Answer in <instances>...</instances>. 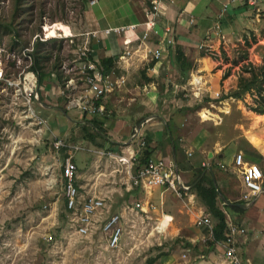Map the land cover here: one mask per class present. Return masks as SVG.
<instances>
[{
  "label": "rangeland",
  "instance_id": "rangeland-1",
  "mask_svg": "<svg viewBox=\"0 0 264 264\" xmlns=\"http://www.w3.org/2000/svg\"><path fill=\"white\" fill-rule=\"evenodd\" d=\"M90 1L0 0V73L15 80L29 70L44 76L41 83L38 81L39 102L31 108L16 89L0 87V264H146L148 258L157 255L161 259L156 264H229L226 247L214 241L208 230L195 225L201 214L210 215L200 200L193 207L188 198L167 193L163 202L160 191L150 194L134 185L119 170L117 159L110 157L114 153L110 147L124 156L121 151L129 146V135L120 149L108 145L107 138L84 118L86 113L66 108L68 99L60 90L69 79L77 78L75 61L81 53L89 49L93 55V45L100 41L92 35L99 29L95 19L104 27L105 22L119 26L131 21L137 3L148 6V0H100L91 8ZM262 17L264 12L255 11L239 23L230 21L226 37L222 29L219 41L210 43L213 50L195 46L193 53L203 55V59L193 62L194 69L185 80L175 66L162 79L137 69L127 81L130 87L109 94L103 100L107 113L93 119L104 126L118 116L117 111L140 108L142 119L156 116L169 125L177 158H187L186 151L194 139H200L205 155L228 148L223 158L226 164L232 165L235 148L236 155L243 153L264 163V115L250 109L256 104V95L247 94L241 100L224 98L237 87L245 69L255 68L264 75L260 70L264 67ZM36 57L41 71L34 69ZM146 60L149 65L155 61L152 54ZM227 72L230 76L223 80ZM42 102L59 107L62 113L48 118L51 110ZM68 119L85 123L64 128ZM102 129L107 137L106 129ZM254 140L259 141L257 145ZM70 157L78 164L76 182L82 186L81 195L105 197L111 207L93 236L77 235L66 209L61 171ZM214 163L211 167L219 170ZM219 171L226 174L232 194L237 193L239 176L229 170ZM214 174L206 171L205 176L214 181ZM197 177L195 174L190 180ZM129 183L133 186L128 191ZM218 205L223 208L220 200ZM116 213L124 217V236L119 249L110 250L100 227L104 219ZM166 217L172 219L169 226L159 228ZM50 234L55 240L48 243L45 237Z\"/></svg>",
  "mask_w": 264,
  "mask_h": 264
},
{
  "label": "crops",
  "instance_id": "crops-1",
  "mask_svg": "<svg viewBox=\"0 0 264 264\" xmlns=\"http://www.w3.org/2000/svg\"><path fill=\"white\" fill-rule=\"evenodd\" d=\"M148 9L149 6H144L143 3H137V5L132 10L131 21L127 22L126 24L119 25L126 26L131 24H140L137 31L130 36L132 39L131 45L125 46L123 43V37H119L115 34H113V37H110L111 35L107 38L102 37L99 39L100 41H97L98 43L95 42L93 45V57L98 61H101V63L102 59L104 58H115V65L109 71L111 73V78L114 81L120 79L124 80V83L121 84L120 87H118L115 91L119 89L122 90L124 88L128 89L130 85L127 84V81H129V78L131 76H134V72L137 71V69H143V72L144 70L150 72L148 74L153 79H162L170 75L171 70L174 69V66L175 68H177L176 65L173 64V59L170 58V54L174 53L176 47H180L188 58L187 60L188 63H190V70L186 72V74L187 76H189L190 71L194 69V63H199V61L203 59V55L199 56V54L195 55V53H193L195 46L198 47L202 43H205L209 46H212V49H214V46L210 43L219 39V32H221L222 29L225 31V33L222 32V36H225V34L228 32H226V30L229 29L228 27L230 26V21L239 23L242 17L249 16L252 12H264V0L169 1L166 3V6L161 9L162 14L157 17L156 26L153 28L152 33H150L148 40H143L145 28L141 24L147 20ZM256 15L258 16L259 14ZM106 16L104 15V19H107L105 18ZM95 22L97 23L95 28H97L98 25V30L106 28L109 23L105 22L107 26L104 27L100 25L98 20L95 19ZM119 26L113 25V27ZM165 27H171L173 32H165ZM95 31L97 30L95 29ZM208 35H210V38L208 37L209 39L206 40ZM169 41H171L172 43H169ZM158 48L163 49L162 56L160 59H155V61H153L155 62L154 65L151 66V64L153 63L151 62V64L149 65V61L146 60L147 56L149 55L148 50H155ZM125 49H127L130 54L123 56ZM199 49H201L200 46ZM181 79L184 78L181 77ZM133 86L135 85L133 84ZM135 87L140 90L142 88L139 85H136ZM131 90L138 93L137 89L135 90L132 88ZM152 95L153 98H155L156 94L152 93ZM108 97L109 95L105 98ZM47 102H42V105L45 109L51 110L48 118H54V114L58 115V113L61 112L59 110L60 108L52 104L48 105ZM155 102L156 101L154 100L152 101L153 104L151 105V109L153 110L155 109ZM102 106L104 107L105 111L104 101H102ZM104 113H107V111ZM116 113L118 114V116L116 115L113 121H109L103 126V128L107 131V137L105 135L104 136L105 138H107L108 145H114V147L120 149V143H123V139L127 135H129L127 137V141L130 140V144L129 146L122 148L123 151L121 152H123V155L125 157H132L134 159L129 169L119 163V166L121 167L119 170L121 172L123 171L125 175L130 180H132V177L141 167V165L139 166V161L143 157L142 155L144 151V147L141 148L138 138H146L148 140L147 144L149 145L152 152L150 160L164 161L166 164L175 167V169L179 173L181 184L189 187V191L184 193L182 198H180L172 190L166 187H137L146 190L150 194H152V192L156 190L160 191V193H162L161 196L163 197V202L164 195L167 193H170L182 200L184 198H188L192 202L193 207H195L197 204L199 205L198 200H200V198H198L196 192L192 190L193 186L195 185V180L192 181L190 179L195 174L200 175L202 173V177L203 175H206V171L212 176V173L214 174V172L216 171V175L214 174L215 178H213L214 183L223 195L219 196V200L223 205L222 209L229 219L228 235L230 233L231 227H235L237 229L238 232L234 236V245L236 247V250L238 251L237 254L242 261V264H264V191L258 197L250 196L247 199L244 198V195L247 194L248 191L244 187L241 176L235 167V157L237 154V149L233 146L236 150V154L231 160L232 165H230L229 163L226 164V161L224 162L223 160L224 152L228 148L216 154L210 152L205 155L204 151H202V146L204 144H202L200 139H194V142L191 144L192 150L190 149V151H186V153H188V157L181 158L179 156V158H177L174 150V145L172 143V140H170L171 131L169 125L162 119L160 120L158 117L152 116V120H144L142 119L143 115L140 108L138 110L129 108L123 109L117 111ZM85 117L89 121L93 119V117L91 116L85 115ZM154 119H157L159 121H155ZM97 121L100 120L97 119ZM71 123L84 124L85 121L68 119V121L65 122L64 128L67 126V128L69 129ZM66 133L67 132H65V134ZM135 135L138 137L137 139L135 138ZM255 144L257 145V143ZM110 149L114 152L110 153V157L116 158L117 161L118 158L123 157L122 155H117L118 151H114L113 147H110ZM244 156L245 159L248 160L247 155ZM213 160L215 161L214 164L219 170L223 172L230 171L231 173L239 176L240 185L237 188V193L232 194V189H230L227 185L228 180L226 178V174L211 167ZM253 160L251 161L258 164L262 169V166H264L263 161L261 159ZM116 178L118 177L116 176ZM133 184H128V191L130 190V188H132ZM78 188H82V186L79 185ZM236 194L237 198L234 197L236 196ZM92 196L96 195L94 194ZM203 207L205 208L204 204ZM203 207H201L202 211ZM171 220L172 219L169 218V221ZM163 222L164 221H162L161 224ZM198 228L206 229L205 227ZM221 243L222 245L224 244L223 242Z\"/></svg>",
  "mask_w": 264,
  "mask_h": 264
},
{
  "label": "built area",
  "instance_id": "built-area-1",
  "mask_svg": "<svg viewBox=\"0 0 264 264\" xmlns=\"http://www.w3.org/2000/svg\"><path fill=\"white\" fill-rule=\"evenodd\" d=\"M100 0H91L90 6H95ZM174 0H148L149 9L147 11V20L141 25L145 28L143 40H148L150 33L156 26V19L162 12L161 9L166 6V3ZM227 7V6H226ZM140 24H131L126 26L113 27L108 24L104 29L97 30L92 33L94 37L100 39L103 36H110L115 34L119 37H123V43L125 46H129L132 43L131 34L135 33ZM165 32L172 33L171 27L164 28ZM210 35L207 36L208 40ZM169 43H172L169 41ZM201 49L207 51L213 50L212 46L202 43ZM28 53L31 51L28 49ZM92 51L85 49L78 59L75 61L77 78H71L64 84L65 87L60 90V94L68 99L66 108L68 110H77L81 113H86V116L94 117L104 111L102 101L106 96L113 93L121 84L124 83L123 79L112 80L111 73L107 72L101 61H98L91 55ZM163 53V49L158 48L155 50H148V54L153 55V59H160ZM127 49L124 50V55H129ZM31 55V54H30ZM124 58V57H123ZM38 75L35 71L29 70L23 77L15 80L13 78H6L3 73H0V87L5 85L6 89H16L21 96L26 100L31 108L34 102H39V86ZM33 114V113H32ZM37 117V116H35ZM135 138L138 137L135 135ZM141 148L146 146V138L139 137ZM61 143H58L59 147ZM132 157H120L119 163L130 168L132 165ZM235 167L241 176L242 182L247 194L244 198L247 199L250 196L258 197L263 191L264 183V171L261 167L245 159L243 153L236 155ZM62 177L64 179V191L66 198V209L70 215H72V223L75 229V233L81 237L93 236L97 232V224L102 216L110 212V206L104 197H83L76 184V178L78 173V165L72 157L68 158L62 168ZM133 183L136 186L145 188L154 187H166L172 190L178 197L182 198L183 194L189 191V187L182 185L180 176L175 167L166 164L164 161H152L144 164L132 177ZM122 214H111L104 219L100 231L105 240L107 249L116 250L119 249L124 236V224ZM196 226L205 227L209 231V235L214 239L213 222L210 215L201 216L196 220ZM235 227H231L230 233L225 242L226 247L225 256L229 261V264H242L236 247L234 245V236L237 233ZM48 243L53 242L54 236L48 235L45 237Z\"/></svg>",
  "mask_w": 264,
  "mask_h": 264
},
{
  "label": "trees",
  "instance_id": "trees-1",
  "mask_svg": "<svg viewBox=\"0 0 264 264\" xmlns=\"http://www.w3.org/2000/svg\"><path fill=\"white\" fill-rule=\"evenodd\" d=\"M170 58L173 59V64L178 67L179 74L181 75V77L184 78L183 80L187 79L188 76L186 72L190 70V63H188V58L183 52V50L180 47H176L174 53L170 54ZM102 63L105 66L106 71L109 72L110 69L115 65V58H104L102 59ZM154 63L155 62H153L151 66H153ZM34 69L36 71H41V66L39 65V60L37 57L35 58ZM260 70L264 71V67H262ZM245 74H247L248 76H245ZM229 76V72L225 73L223 76V80L227 79ZM38 77L39 82L41 83L44 76L42 75V73L39 72ZM260 78H264V75H259L257 69H245L244 74L239 78L237 87L230 91L229 94L224 98H234L241 100L247 94L256 95V104L255 106L250 107V109L258 115H264V79L260 80ZM89 122L91 127L93 129H96V132L98 134L104 136L105 132L102 129L103 122L95 121V119H92ZM91 140L95 142L93 137L91 138ZM147 143L148 140L146 139V146L144 147L142 155L143 157L140 160L142 166L149 162L152 153ZM248 161L252 162L250 159H248ZM201 175L202 173L198 175V177L195 179V185L193 186L192 190L196 192L198 198H200L201 202L204 204L208 213L212 216L214 220V240L225 242L228 237L229 227L227 215L225 214L224 210L218 205L219 196H221L222 194L212 178V180L208 181L205 175H203L202 177ZM160 259V255L150 257L147 259L146 264H156V262Z\"/></svg>",
  "mask_w": 264,
  "mask_h": 264
},
{
  "label": "bare ground",
  "instance_id": "bare-ground-1",
  "mask_svg": "<svg viewBox=\"0 0 264 264\" xmlns=\"http://www.w3.org/2000/svg\"><path fill=\"white\" fill-rule=\"evenodd\" d=\"M206 117H207V116L204 115V118H206ZM254 141H255V143H257V144H258V142H259L258 140H254ZM169 218H170V217H166V218L163 220L164 222H163L162 224L160 223L161 226H160L159 228H165V229H166L167 226H169V225H168L169 222H170V221H169ZM168 221H169V222H168ZM159 230H160V229H159ZM162 230H164V229H162Z\"/></svg>",
  "mask_w": 264,
  "mask_h": 264
},
{
  "label": "water",
  "instance_id": "water-1",
  "mask_svg": "<svg viewBox=\"0 0 264 264\" xmlns=\"http://www.w3.org/2000/svg\"><path fill=\"white\" fill-rule=\"evenodd\" d=\"M264 19V17H262Z\"/></svg>",
  "mask_w": 264,
  "mask_h": 264
}]
</instances>
